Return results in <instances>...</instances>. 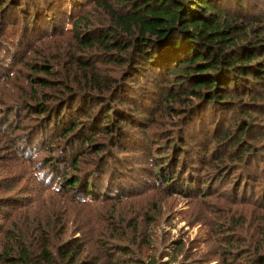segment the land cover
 Listing matches in <instances>:
<instances>
[{
  "label": "trees",
  "instance_id": "obj_1",
  "mask_svg": "<svg viewBox=\"0 0 264 264\" xmlns=\"http://www.w3.org/2000/svg\"><path fill=\"white\" fill-rule=\"evenodd\" d=\"M62 1L0 0V15L7 24H17L21 18L20 32L32 34L47 22L42 33L69 30L75 47L67 52L65 70L37 64L33 69L36 76L29 75L28 81L42 90L31 92L26 102L19 101L0 115V132L2 125L19 131L7 137L11 149L4 163H9L8 168H16L22 159L34 162L43 145L51 148L50 153L36 161L35 167L55 190H73L80 203L122 196L132 190L126 181L128 169L110 149L104 152L108 145L97 142L98 136L108 135L117 152L144 153L155 145L161 154L157 138L172 137L147 129L155 120L154 114L164 110L158 108L176 112L172 103L180 102L184 107L176 115L184 124L181 151L197 132L208 139L207 144L210 138H220L212 153H219L220 162L214 165L210 178L230 183L231 205L264 210V185L253 190L258 179L264 178V155L257 146L245 145L248 139L264 138V125L252 122L256 114L264 117V0ZM54 17L61 23L57 25ZM16 54L12 51L10 56L4 53L0 57L1 81L14 74L8 60H19ZM49 87L57 91L46 92ZM93 106H97L96 112ZM25 112L37 125L28 124L23 131L25 125L20 120L12 122L11 115ZM207 144L200 148L202 152ZM103 153L100 165L81 171L82 155ZM181 154L180 161L176 163L174 158L166 166L157 163L159 155H152L159 175L164 177L163 185L183 183L187 196L194 195L192 189L198 196L213 190L210 178L200 182L201 186L196 184L194 173L189 182L182 178L195 168L186 163V151ZM224 157L229 160L223 166ZM111 160L121 166L120 170ZM12 169L3 175L0 165V217L5 208L22 204V191L29 190V198L32 193L37 192L35 198L40 194L31 181L12 192L19 182ZM167 171H173L176 178L168 177ZM47 218L31 221L25 230L18 225L16 233L7 234L0 264H151L132 255L130 245L122 241L126 234L112 220L107 222L114 225L109 233L88 235L82 222L77 227V231L84 230L82 234L70 237L67 219H58L61 226L57 234L53 231L57 218ZM235 226L226 225L229 230ZM96 248L99 255L92 253ZM252 255L248 264H264V252Z\"/></svg>",
  "mask_w": 264,
  "mask_h": 264
},
{
  "label": "rangeland",
  "instance_id": "obj_2",
  "mask_svg": "<svg viewBox=\"0 0 264 264\" xmlns=\"http://www.w3.org/2000/svg\"><path fill=\"white\" fill-rule=\"evenodd\" d=\"M1 12L2 9H0V14ZM20 19L17 20V24H7L6 19L0 15V57L4 53L10 56L12 51H15L19 57V60L9 58L8 62L11 60L10 68H13L14 74L7 79L0 80V115L2 114V116L5 115L6 108L9 109L22 100L26 102L31 92L42 90L38 85L28 81L29 75L36 76L33 69L37 64L45 63L51 67L53 65L55 68L65 70L68 67L66 66L67 58H69L67 52L75 51L69 30L57 28L55 32L42 33L41 31L45 29L47 23L44 22L41 24V30L37 33L30 34L25 31L22 33L20 32L22 27ZM54 21L57 25L61 23L59 17H54ZM54 89L57 91L56 88L52 87L45 89V91L53 93ZM172 105L176 112L173 109L168 111L163 106L158 108L167 110L170 114L167 111L165 113L164 110L157 111L154 114L155 120L147 129V131L169 133L172 137L168 139L157 138L161 154H158L155 145L144 153L123 152L121 150L117 152V148L108 142V135L98 136L97 142L106 143V147L108 145L104 152L109 153L110 149V153L117 154L123 166L127 167L128 178L126 181L132 190L126 191L122 196L114 199L88 203L78 202L73 190L70 192L55 190L54 185L45 180L46 175L41 173L42 170L35 167V162L47 157L51 148L45 149L42 145L35 155L34 162L22 159L19 160L16 168H8L9 163H4V158L11 149V143L7 142L10 139L7 137L19 131L5 128L2 125L4 130L2 129L3 133L0 132V154H2L0 165L3 175L9 169L16 170L19 180L12 192L15 193L22 183L31 181L34 189H38L40 194H37L38 196L35 198L33 196L37 192L32 193L33 196L29 198L30 194L27 193L29 190L22 191V198H20L22 204L5 208L6 213H2L0 217V251L7 242L6 235L16 233V226L19 225L20 230H25L31 221H46L47 217L50 216L53 217V220L55 217L57 218L53 230L57 234L61 226L58 219H67L70 237L82 234L84 230L77 231V227H80L82 222L86 225L85 232L88 235H98L100 231L109 233V229L114 225H109L107 222L112 220L119 230L126 234L122 241L130 245L133 250L132 255L144 263L248 264V260L252 259L254 252L263 253L264 210H256L251 205L239 207L238 203L235 206L231 205L228 201L231 191L230 183L225 179L215 178L213 180L210 178V174L215 173L214 165L220 162L217 159L219 153L212 154L216 148V140L220 138H210L209 144H207L208 139H204L197 132L196 136H192L191 143L185 145L182 150L186 151V163L195 168L194 170L191 169V172L181 175L182 178L189 182L188 177L194 173L198 186H201L200 182L210 178L209 181L212 182L213 190L208 193L203 192L202 195L198 196L197 192L192 189L194 195L187 196L182 191V187L185 185L183 183H175L171 187L163 185L164 177L159 175V168L155 165L156 160L152 155H159L157 163H162L164 166L174 158L177 163L182 157L179 139L181 132L184 131V124L179 122L176 114H181L184 105L181 106L180 102H173ZM93 109L96 112L98 108L93 106ZM12 116L13 114L11 115L12 122L21 121L20 123L25 125L23 131L27 129L28 124L37 125L35 118L31 117L28 112L21 113L20 116ZM21 116L22 119L19 118ZM252 122L264 125L263 115L256 114ZM194 127H197V122ZM127 128L136 131V128H131V125H128ZM16 138L17 136L14 137V139ZM247 142L245 145L257 146V150L261 149L264 155V138L254 141L248 139ZM206 144L207 150L202 152L200 148ZM86 152L91 153V151ZM103 155L104 153L82 155L79 168L81 171H86L92 167H97L102 163L101 156ZM209 160L211 161L210 164L207 163ZM228 160L224 157L221 162L222 165L224 166ZM111 161L112 165L120 170L121 166L116 164L114 160ZM178 166L179 162L177 169ZM166 169H170V167L168 166ZM172 172L169 171L167 176H174ZM258 181L253 186L254 191L260 190L264 185L263 177L259 178ZM191 183L190 187H192L193 181ZM200 190L202 191L203 187ZM229 224L236 226L229 230L226 227ZM256 224L260 225L258 229L254 227ZM230 240L231 242H228ZM234 240L238 242H234ZM251 241L252 244H250ZM92 253L99 255L100 249L96 248ZM101 259L105 260L106 258L102 257Z\"/></svg>",
  "mask_w": 264,
  "mask_h": 264
}]
</instances>
